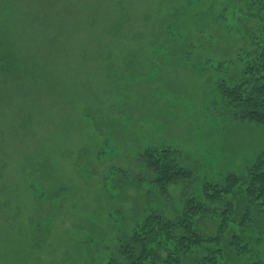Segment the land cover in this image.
<instances>
[{
    "label": "rangeland",
    "instance_id": "obj_1",
    "mask_svg": "<svg viewBox=\"0 0 264 264\" xmlns=\"http://www.w3.org/2000/svg\"><path fill=\"white\" fill-rule=\"evenodd\" d=\"M263 39L264 1L0 0V264H105L148 213L174 219L197 184L264 159V125L225 112L220 86ZM145 148L190 184L156 189ZM254 220L251 251L219 264L264 261Z\"/></svg>",
    "mask_w": 264,
    "mask_h": 264
},
{
    "label": "trees",
    "instance_id": "obj_2",
    "mask_svg": "<svg viewBox=\"0 0 264 264\" xmlns=\"http://www.w3.org/2000/svg\"><path fill=\"white\" fill-rule=\"evenodd\" d=\"M246 1L256 6L264 0ZM259 47L243 71L244 78L233 86H220L225 112L240 121L264 125V39ZM138 160L164 194L170 185L191 182L192 172L178 164L170 148H145ZM196 188L199 193L183 202L176 218L168 220L151 212L130 232L116 236L115 251L105 264H219L227 254L240 258L250 252L246 234L264 213V159L252 163L242 176H227L222 184L202 182ZM204 216L218 221L216 236L198 234L195 221ZM230 229L232 237L224 242Z\"/></svg>",
    "mask_w": 264,
    "mask_h": 264
}]
</instances>
